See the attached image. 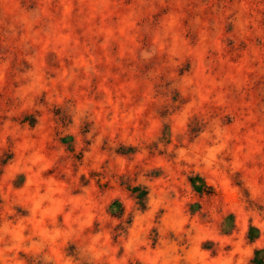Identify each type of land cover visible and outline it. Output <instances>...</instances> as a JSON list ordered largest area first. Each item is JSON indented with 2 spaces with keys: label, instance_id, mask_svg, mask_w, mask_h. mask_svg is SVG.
<instances>
[{
  "label": "rangeland",
  "instance_id": "1",
  "mask_svg": "<svg viewBox=\"0 0 264 264\" xmlns=\"http://www.w3.org/2000/svg\"><path fill=\"white\" fill-rule=\"evenodd\" d=\"M0 264H264V0H0Z\"/></svg>",
  "mask_w": 264,
  "mask_h": 264
}]
</instances>
